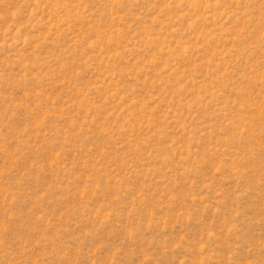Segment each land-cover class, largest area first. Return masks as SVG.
Returning <instances> with one entry per match:
<instances>
[{"label": "rangeland", "instance_id": "374dc122", "mask_svg": "<svg viewBox=\"0 0 264 264\" xmlns=\"http://www.w3.org/2000/svg\"><path fill=\"white\" fill-rule=\"evenodd\" d=\"M0 264H264V0H0Z\"/></svg>", "mask_w": 264, "mask_h": 264}]
</instances>
